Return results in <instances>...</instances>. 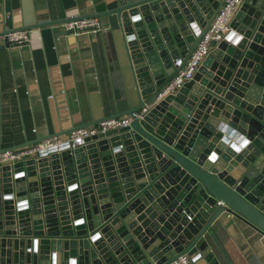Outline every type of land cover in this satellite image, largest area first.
Returning a JSON list of instances; mask_svg holds the SVG:
<instances>
[{"label": "water", "instance_id": "water-1", "mask_svg": "<svg viewBox=\"0 0 264 264\" xmlns=\"http://www.w3.org/2000/svg\"><path fill=\"white\" fill-rule=\"evenodd\" d=\"M226 1L118 0L101 15L118 18L129 108L13 149L38 148L0 165V264H222L211 232L224 214L264 236V0H241L194 78L159 98Z\"/></svg>", "mask_w": 264, "mask_h": 264}, {"label": "crops", "instance_id": "crops-1", "mask_svg": "<svg viewBox=\"0 0 264 264\" xmlns=\"http://www.w3.org/2000/svg\"><path fill=\"white\" fill-rule=\"evenodd\" d=\"M28 2L0 0V33L56 24L29 30L21 46L5 48L0 39V152L129 108L115 39L118 18L101 16L117 8L118 0H32L31 9ZM95 16L106 30L66 34L58 22ZM221 221L211 232L221 263L264 264V236L232 215Z\"/></svg>", "mask_w": 264, "mask_h": 264}, {"label": "built area", "instance_id": "built-area-1", "mask_svg": "<svg viewBox=\"0 0 264 264\" xmlns=\"http://www.w3.org/2000/svg\"><path fill=\"white\" fill-rule=\"evenodd\" d=\"M240 4L241 0H227L225 2L217 17L186 63L185 68L169 82V84L160 94L159 98L176 92L186 82L194 78L199 67L202 65L205 58L210 54L212 41L223 40L224 37L231 31V21ZM61 26L66 31H73L74 35H81L83 33L95 34L97 32L106 30L99 17H73L70 21L61 23ZM0 39H2L4 42L8 41L10 43H14L15 45L21 46L22 44H25L29 41L30 31L15 30L14 32L0 35ZM146 110L147 109L145 108L143 112L134 113V115L138 118H143V114L146 112ZM131 121L132 118L129 116L105 120L94 128H81L72 132V134L69 136V141L73 142L74 144H80L84 142L85 138L95 135L96 133L105 132L108 129L129 126ZM56 144H58L57 138H52L43 142L40 147H52ZM37 149L38 148H33L31 150H6L1 152L0 165L16 162L22 159L27 153L34 152ZM191 262V257L188 254H184L179 256L171 264H191Z\"/></svg>", "mask_w": 264, "mask_h": 264}]
</instances>
